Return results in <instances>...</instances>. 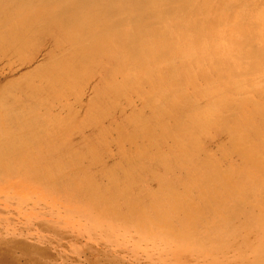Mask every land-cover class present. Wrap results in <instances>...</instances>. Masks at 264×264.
<instances>
[{
  "label": "rangeland",
  "instance_id": "rangeland-1",
  "mask_svg": "<svg viewBox=\"0 0 264 264\" xmlns=\"http://www.w3.org/2000/svg\"><path fill=\"white\" fill-rule=\"evenodd\" d=\"M144 1L133 29L145 23ZM205 1L194 8L207 19L180 7L173 24L150 21L164 30L151 40L165 37L173 73L132 60L122 70L94 42L68 59L79 74L54 84L69 109H54V123L29 118L36 138L5 132L0 115V148L24 142L0 162V264H264V0ZM218 16L221 34L199 47L185 23ZM238 16L240 56L228 43Z\"/></svg>",
  "mask_w": 264,
  "mask_h": 264
},
{
  "label": "bare ground",
  "instance_id": "bare-ground-1",
  "mask_svg": "<svg viewBox=\"0 0 264 264\" xmlns=\"http://www.w3.org/2000/svg\"><path fill=\"white\" fill-rule=\"evenodd\" d=\"M208 2L209 0L205 1L204 7ZM103 3H106L105 6ZM144 3V0L142 3L137 0H0V115L4 131L15 127L19 128V134L36 138L39 133L37 127L30 130V133L25 130L29 118H47L50 123L59 119L54 109L60 106L61 109L68 110L70 106L65 102L67 92L55 90L54 84L63 82L62 79H73L79 74L80 70L68 69V59L82 58L84 53L93 50L94 42H104V47L96 55L113 57L111 59L118 60L122 70L126 67L124 63L132 60L139 65L162 62L173 73L175 64L170 59L172 51H168L165 46L167 40L165 37L151 40L164 30L153 29L150 21L170 20L173 24L174 19L181 18L178 16L180 7L191 12V16L197 18L196 21L198 18L207 19V14L203 8H194L195 0H151V7L143 10L144 25L133 29L129 25L141 19L136 17L139 14L134 13ZM220 20V16L216 17L213 26V20L210 26L206 23H183L191 25L198 32L197 41L201 47L203 42L206 43V34L216 31L217 35L221 34L217 30ZM104 25L105 27L99 28ZM245 30L241 16H238L232 24L228 41L238 56L242 54L241 43L247 39ZM114 48L120 50L119 56H112ZM13 62L18 63L15 68H11L10 64ZM7 66L8 70H5ZM27 90L29 94L23 99L22 94ZM95 90L96 86H92L91 91ZM37 96L53 98L54 101L32 100L34 103L26 104L29 98ZM92 99L93 97L89 101ZM172 106L177 107V104L172 103ZM97 111L102 114L103 110ZM5 138L6 136L3 137ZM20 138L21 141L24 140L23 136ZM1 141L0 139V146L5 145L8 140L5 139L4 143ZM23 143L12 144L11 152L18 154ZM42 151V146H39L33 151V155ZM11 152L0 148V162L15 160L17 155L9 156ZM230 182L231 179L227 176L224 186H228ZM226 191L231 199L233 191L227 188ZM236 200H240L239 193ZM155 211L162 214L160 205H157ZM231 216L229 214L228 219Z\"/></svg>",
  "mask_w": 264,
  "mask_h": 264
}]
</instances>
